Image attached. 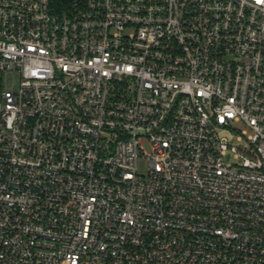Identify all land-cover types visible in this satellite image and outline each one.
<instances>
[{
  "label": "built area",
  "instance_id": "built-area-1",
  "mask_svg": "<svg viewBox=\"0 0 264 264\" xmlns=\"http://www.w3.org/2000/svg\"><path fill=\"white\" fill-rule=\"evenodd\" d=\"M0 71V264H264V0H0Z\"/></svg>",
  "mask_w": 264,
  "mask_h": 264
},
{
  "label": "rangeland",
  "instance_id": "rangeland-1",
  "mask_svg": "<svg viewBox=\"0 0 264 264\" xmlns=\"http://www.w3.org/2000/svg\"><path fill=\"white\" fill-rule=\"evenodd\" d=\"M20 74L18 72L15 73H8L5 74V72L0 71V93L1 90L5 88V86H8L11 89H18L19 85H20ZM1 96V95H0ZM1 98V97H0ZM237 129L239 130V132L241 133L244 129H247L248 132H250L249 128L242 122H238L237 123ZM231 144H236L239 145L240 144V140H238L237 135H234L233 138L231 139ZM145 148H147L148 150H151L150 145L145 143ZM232 157H228V160H232ZM148 159L145 157H140L138 160V167H139V171L144 173L147 170V165H148Z\"/></svg>",
  "mask_w": 264,
  "mask_h": 264
}]
</instances>
